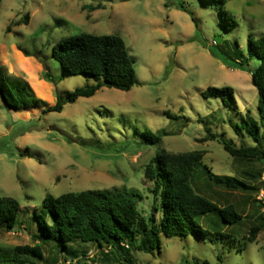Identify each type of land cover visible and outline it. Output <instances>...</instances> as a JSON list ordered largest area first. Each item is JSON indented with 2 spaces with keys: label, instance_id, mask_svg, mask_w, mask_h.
<instances>
[{
  "label": "rangeland",
  "instance_id": "rangeland-1",
  "mask_svg": "<svg viewBox=\"0 0 264 264\" xmlns=\"http://www.w3.org/2000/svg\"><path fill=\"white\" fill-rule=\"evenodd\" d=\"M178 1L189 12L179 10ZM225 2L237 21L230 31L223 28L211 0L2 1L0 66L28 82L46 107L55 106L58 97L98 83L93 77L66 74L53 58L60 40L83 33L121 37L135 59L137 85L130 92L104 87L91 98L68 104L62 113L12 110L0 97V198H13L21 207V228L0 231V255L13 256L16 247L40 246L44 261L56 258L55 249L41 241L35 219L47 196L136 189L143 197L139 210L149 217L156 198L150 191L152 183L144 178L145 169L163 148L171 153L202 151L203 165L215 175L244 182L246 187L240 190L208 187L207 180L197 184V191L220 207L233 204L244 218L242 223L226 226L218 214L199 219L211 237L162 234L161 253L147 254L133 244H126V252L107 251L108 247L100 251L76 241L68 262L264 264V230L255 242L244 240L263 213L264 164L234 159L222 144L208 139L216 134L237 148L254 144L245 129L248 113L259 119L252 73L260 63L251 60L249 71L231 69L213 52L232 55L239 48L248 58L249 38L264 35V0ZM210 87L232 88L231 107L220 98H205ZM233 126L244 129L241 136ZM146 132L159 135L161 146H147ZM157 205L160 219V200ZM64 255L62 250L58 261L68 264Z\"/></svg>",
  "mask_w": 264,
  "mask_h": 264
},
{
  "label": "trees",
  "instance_id": "trees-1",
  "mask_svg": "<svg viewBox=\"0 0 264 264\" xmlns=\"http://www.w3.org/2000/svg\"><path fill=\"white\" fill-rule=\"evenodd\" d=\"M211 2L221 17L223 28L226 31L234 29L237 21L228 11L225 0ZM176 6L179 10L189 12L182 1H178ZM24 22L28 24L27 17ZM234 49L232 55L213 52V56L229 68L243 71H249V62L253 59L260 63L252 73V84L259 95V119H254L248 113L245 129L254 144L237 148L231 140L216 134L208 139L222 144L224 151L234 159L264 164V35L257 39L249 38L248 58L243 56L239 48ZM53 58L66 74L93 77L98 83L58 97L55 106L46 107L28 82L0 66V97L7 108L16 111L42 108L47 114L62 113L68 104L75 103L79 98H91L104 87L130 92L137 85L135 59L119 36L83 33L64 38L54 46ZM203 96L207 99L220 98L226 107H231L235 101L234 90L230 87H210ZM233 128L237 135H242L243 128ZM144 139L147 146L160 147L162 143L159 135L150 132L145 133ZM203 160L202 151L171 153L162 148L156 152L147 164L144 175L146 181L152 183L150 191L156 198L149 217L139 210L143 197L136 189L124 187L66 193L58 198L47 196L42 212H36L35 219L42 234L41 241L55 249L56 258L44 261L40 246H23L14 248L13 256L1 254L0 264H35L36 260L43 264H63L58 261V254L64 250L65 262H68L67 257L72 255L71 247L76 241L83 245H95L100 251L108 247L107 251L120 248L126 252V244H133L137 250L147 254L156 251L161 253L162 234L167 237L192 234L203 239L211 237L213 234L199 223V219L210 215L218 214L226 226L239 225L244 218L233 204L220 207L207 195L199 193L197 184L207 180L210 184L208 187L212 184L233 190L244 189L246 185L234 177L215 175L208 166L203 165ZM200 168L204 169L203 173L199 172ZM158 200L162 210L160 219L157 218ZM20 210V204L15 199L0 198V231L14 232L19 229ZM260 211L263 213L257 219L258 224L244 238L248 242H255L264 230V202ZM106 260H109L108 256ZM124 262L128 264L127 259Z\"/></svg>",
  "mask_w": 264,
  "mask_h": 264
},
{
  "label": "built area",
  "instance_id": "built-area-1",
  "mask_svg": "<svg viewBox=\"0 0 264 264\" xmlns=\"http://www.w3.org/2000/svg\"><path fill=\"white\" fill-rule=\"evenodd\" d=\"M71 262V261H70ZM70 262H68V264H70Z\"/></svg>",
  "mask_w": 264,
  "mask_h": 264
}]
</instances>
